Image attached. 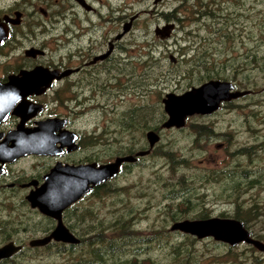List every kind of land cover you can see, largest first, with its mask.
Masks as SVG:
<instances>
[{"label": "rangeland", "instance_id": "rangeland-1", "mask_svg": "<svg viewBox=\"0 0 264 264\" xmlns=\"http://www.w3.org/2000/svg\"><path fill=\"white\" fill-rule=\"evenodd\" d=\"M89 1L101 13L102 39L107 33V28H116L118 34L130 19L136 18L132 21L131 30L121 42V45L127 49V66L132 70V88L129 91L125 90L128 94L125 97L120 94L114 97V94L109 98H97L92 100V104L88 103L80 108H77L78 100L68 102L70 129L80 135L79 143L85 157L94 156L100 162H112L117 157L114 153L123 151L124 155H128L129 149L134 151L142 149L144 145L142 139L147 129L156 127L158 123L161 124L162 111L159 110V102L164 93L198 86V83H194L198 77V70L188 66L186 58L184 56L182 58L178 53V41L182 46H190L192 37L176 30L179 25H176L174 20L166 22L163 17V14L175 10L182 0H162L157 4L154 3L155 0ZM187 1L188 4H198L196 0ZM16 7L26 14L29 12L40 14L39 11L42 10L48 14L61 15L64 12L81 10L77 8L74 0H0V15ZM221 9L222 18L224 14L227 15L228 32L230 36H235V40L230 47H226L222 37L219 42L210 39L207 46L211 49L214 46L217 50L220 48L223 50L222 57L225 56L224 62L227 61L225 75L235 80L238 77L243 79L244 85L253 91L252 96L243 102V106L237 105L242 102L234 103L231 108L240 107L238 111L224 110L208 118H192L187 121L185 132L176 133V136L171 131L163 132V142L159 145L158 153L160 155L165 150V152L172 151L176 156H182L186 160V166H183L182 171L176 172V168L169 170L171 167L167 166L165 159L153 156L146 159L145 164L137 169L134 168L130 172L125 169L119 175L121 176L119 180L111 183L112 190L125 188L124 191H113L100 199L90 196L75 205L68 213L73 221L66 227L83 241L87 242V239L93 237L95 223L98 222L96 220L99 219L104 224L105 220L110 222L129 219L130 215L137 213L133 208L145 196L144 204L150 203L153 207L144 213L148 221L140 226L145 228L161 217L170 220L175 212L174 208L168 210L165 216L161 212L176 192L194 193L183 197L189 198L191 202L189 206H194L195 212L206 208L213 216L219 214L232 216L242 209L243 221L240 216L241 221L252 234L260 236L264 241V180L258 186L246 188V180L242 177L241 171L239 173L234 169L237 164L240 170L243 168L264 170V151L260 153L258 159L255 157L259 151V143L264 142V70H260L257 66L260 65V56L264 55V0H229L221 3ZM30 17L31 15L28 14L26 21H29ZM108 20L110 22L106 23ZM167 23H174L175 31L169 39L160 40L154 35V31ZM188 23L185 21L184 26L187 27ZM207 23L212 29L221 27L223 30L221 20L219 24L212 20ZM200 26H204V23L201 22ZM194 28L195 26L191 27ZM45 29L49 31L51 28ZM54 35L59 34L56 32ZM113 35L114 32L111 31L110 37ZM200 35L203 36H199L197 40L202 37L210 38L208 30L201 31ZM148 57L151 58L150 61ZM170 57L175 59V63L171 62ZM253 60L256 63L253 64ZM232 64L237 66V73ZM189 71L190 75L187 74ZM133 117L137 118L136 122H133ZM192 124L206 125L213 129L214 133L222 136L213 135V138L207 139L204 135L202 141L196 142L198 138L196 131L199 128H192ZM205 132L209 134L208 130ZM91 136H95L102 145L91 148L88 143ZM85 145L90 148H86ZM244 146L254 147L252 150L256 151V154L253 155L251 150L250 158L232 157L231 152ZM29 163L28 161L21 166L27 168ZM231 170L234 173L229 172ZM157 171H161L164 176L162 180L164 185L159 186V192L148 188V184L156 181L154 175ZM175 181L176 185H173ZM177 195L175 197H179ZM22 199L21 196L20 203L21 201L23 203ZM181 202L182 200L180 202L174 200L173 203L180 205ZM173 203L171 206L174 205ZM155 205L160 207L159 212ZM35 226L37 230L43 228L39 224ZM35 226H24L25 232L32 231ZM166 241L175 244L176 238H169L159 244L148 242L146 248L148 254L143 257L147 258L145 264H264L262 255L256 256L260 261L251 255L242 254L243 257L240 253L238 257L222 256L220 253L224 251L223 247L212 244V241L200 244L186 241L184 245L181 244V249L182 247L187 249L183 252L180 250V254L176 252L177 257L171 262L170 254L168 253L166 257L167 254L163 249ZM87 246L91 247L89 243ZM57 248H52L50 252L52 264H78L77 253L80 248L72 252L66 249L67 255L64 257L62 255L66 252L58 253Z\"/></svg>", "mask_w": 264, "mask_h": 264}, {"label": "flooded vegetation", "instance_id": "flooded-vegetation-1", "mask_svg": "<svg viewBox=\"0 0 264 264\" xmlns=\"http://www.w3.org/2000/svg\"><path fill=\"white\" fill-rule=\"evenodd\" d=\"M82 1L89 7V10L75 2L77 8L81 9L80 11L64 12L61 15L58 13L48 14L42 10L39 11L40 14L34 12L26 14L23 10H19V7L12 8L8 12H2L0 15V24H5L7 28V38L0 46V96L7 94L14 101L9 111L0 112V250L6 248L8 254L6 257H0V264H52L51 249L60 244L66 248L69 245L50 242L45 246H31L32 241L48 236L57 223L52 218L43 216L36 209L30 208L26 196L42 186L45 182V176L56 166L109 163L98 160L93 162L92 159L85 157L84 150L79 143L81 137L76 132L77 149L72 152H68L61 138L63 134H68L71 130L74 132L73 129H70L69 100H78L77 108H80L88 103L92 104V100L101 97L109 98L114 94V97L117 94L125 97L128 94L125 90L129 91L132 88V70L127 66V49L121 45L127 34L117 40L116 37L119 34L116 33L117 29L107 28V33L102 39L100 35L103 28L100 22L101 13L95 9L94 4L89 0ZM221 1L226 3L229 0ZM158 2L160 1H154L155 4ZM17 11L21 12L19 24H13V20H8V22L3 20L5 16L13 18V14ZM28 14L31 17L29 21H26ZM109 22L108 20L106 23ZM222 22V41L224 46L230 47L235 36H230L228 32L227 15L224 14ZM46 27L51 29L48 31L45 29ZM111 31L114 32L113 37H110ZM39 32L43 33L40 34ZM56 32L59 35L55 36ZM44 33L46 36H42ZM31 73L30 81H16L17 78H22L23 75ZM226 81L233 85V92L247 91L248 93L237 100L221 104L216 111H238L240 107L237 109L231 107L234 106L235 102H242L237 105L243 106V102L252 96L253 91L244 85V81L240 77L236 80L229 78ZM188 89L180 91L174 89L172 92L164 93L159 102V110L162 111L161 124L158 123L156 127L146 131L154 132L159 138L158 142L149 148L145 133L142 139L144 144L142 149L138 151L129 149L128 151V155L136 157L134 162L123 164L119 175L125 169L130 172L134 168L143 166L146 159L153 156L159 157V145L163 142L164 131L174 132L175 136L176 133L185 132L186 126L181 129H176V127L165 129L163 127L167 120L164 112V100L166 95H181ZM23 102H26L30 109L20 112V105ZM4 113H6L5 116ZM214 114L193 116L187 121L192 118H208ZM45 122L52 124L51 136L53 135L54 143L56 142L53 150L55 154H52V148L48 151L51 152L50 155L30 153L15 158L12 149V152L2 153L3 148L12 146V142L8 140L11 133L17 132L19 128L30 132ZM191 126L197 129L200 125L192 124ZM207 129L209 134L206 138L210 139L212 130L210 127ZM199 140L202 141V136L199 137ZM203 142L207 141L203 140ZM142 150L149 151V153L137 157L136 154ZM28 161L30 163L27 168L21 166ZM160 172H155L156 181L148 184V188L158 192L159 186L164 185L162 181L164 176ZM119 175L109 183H116L121 177ZM173 185H176V181ZM99 189L100 187L92 189L76 204L63 212L62 222L65 227L73 221V218L68 216L69 211L90 197L93 190L98 191ZM176 194L179 197H175ZM176 194L161 212L165 216L168 210L174 208L175 212L172 218L170 220L161 219L162 217L157 218L156 222L159 221V224L154 222L145 228L140 226V224L148 221L144 213L153 207L150 203L144 204L143 200L146 196L141 199L142 201L139 200L140 203L136 207L131 206L137 213L130 215L129 219L110 222L105 220L104 224L99 219L96 220L98 222L95 223L93 237L87 239V242L77 237L79 240L77 247L80 248L77 253L79 256L78 264H145L147 258L143 257L148 254L146 251L148 242L159 244L172 237L176 238V243H180L176 245V248L187 243L186 241L196 244L212 241V244L223 247L224 251L220 253L222 256L238 257L237 255L240 253L241 255H251L259 261L260 259L256 256H264V251H259L254 245L244 241L232 246L216 241L211 236L198 238L179 230L172 231L171 226L173 224L184 221L233 220L242 224L250 239L264 244L260 236L252 234L242 222V209L236 211L235 215L232 216L224 214L213 216L206 208H201L195 212L194 206H189L191 203L189 198L183 197L194 193L176 192ZM21 196L24 200L23 203L21 201L23 205L20 203ZM174 200L176 202L182 200V202L180 205L174 204ZM172 203L174 207L171 206ZM155 207L159 212L160 207L156 205ZM24 208L27 210L25 211ZM22 209L23 211H21ZM21 219L23 220L21 221ZM38 224L43 228L37 230L35 225ZM33 225L35 228L26 233L24 226L33 227ZM68 230L70 231L69 228ZM89 242H92V252L87 250V243ZM65 255L67 252L62 257Z\"/></svg>", "mask_w": 264, "mask_h": 264}, {"label": "water", "instance_id": "water-1", "mask_svg": "<svg viewBox=\"0 0 264 264\" xmlns=\"http://www.w3.org/2000/svg\"><path fill=\"white\" fill-rule=\"evenodd\" d=\"M79 5L89 10V7L82 0H75ZM161 1V0H158ZM157 2V1H156ZM5 22L13 20V24H19L21 13L15 12L14 18L5 16ZM130 19L123 26L122 33L118 34L116 39L120 40L127 34L132 26ZM175 28L173 23L164 25L162 28L157 27L154 31L155 36L161 40L168 39ZM6 25L0 24V46L7 38ZM174 63V58L171 57ZM31 74H25L16 81H30ZM16 85V84H15ZM19 85V84H18ZM248 92H233V85L229 82L210 80L198 87H194L186 93L175 96L167 95L164 100L165 113L168 116L167 121L163 124L166 129L176 127L183 128L187 118L194 115L207 116L211 115L219 109L221 103L236 100L245 96ZM0 96V112L9 111L13 100L7 94ZM30 106L26 102L20 105V112L28 111ZM6 113H4L5 116ZM21 115V114H20ZM51 123L39 124V127L27 132L19 128L17 132L11 133L8 140L12 142V146L3 148L2 153H15V158L26 154H47L51 148L52 154L55 148L53 135L51 136ZM68 152L77 149L76 134L68 132L61 136ZM146 138L149 147L152 148L159 140L154 132H148ZM12 149V150H11ZM27 150L26 152H23ZM45 151V152H41ZM40 151V152H39ZM149 151H143L136 154L137 157L145 156ZM135 157L123 156L117 157L108 164L97 166L96 163L81 166H65L54 167V169L45 176V182L38 189L32 191L26 196V200L30 204V208L37 209L42 215L52 218L56 221L54 230L45 238L34 240L31 246H45L51 241L69 245H77L79 240L64 226L62 222V213L72 204L76 203L85 196L93 187H98L110 179L115 178L122 164L133 163ZM172 231H182L187 234L197 236L198 238L213 237L216 241L224 242L232 246L244 241L254 245L259 251H264V244L249 238L248 233L243 229L242 224L233 220L210 219L205 221H184L175 223L171 227ZM6 248L0 250V257H6Z\"/></svg>", "mask_w": 264, "mask_h": 264}, {"label": "trees", "instance_id": "trees-1", "mask_svg": "<svg viewBox=\"0 0 264 264\" xmlns=\"http://www.w3.org/2000/svg\"><path fill=\"white\" fill-rule=\"evenodd\" d=\"M198 2L197 5L194 3L188 4L187 0H182L181 3L177 6L175 10H172L170 12H167L163 14L164 20L166 22H172L173 20L176 22V25H179V28H176V30L182 31L183 35H188L192 37V42L190 46H182V43L178 41V53L181 55V57L186 58L185 61L188 63V66H191L192 69L198 70V77L194 81V83H204L205 81L209 80H227L229 79L225 75V68H226V62H224L225 56L222 57V54H224L223 50L220 48V50H217L216 47L209 48L207 44L210 42V39L218 42L220 41V38L222 37V29H212L207 21L212 20L216 24H219V21L222 22V9H221V3H216L214 0H196ZM188 21L187 27L184 26V22ZM203 22L204 26H200V23ZM192 26H195L194 29H191ZM207 26V27H206ZM209 27V29H208ZM208 30L210 32V38L208 37H202L197 40L200 35L201 31L206 32ZM215 38V39H214ZM188 39V38H185ZM184 39V40H185ZM221 43V42H220ZM150 57H148V61H150ZM256 63L253 60V64ZM233 69H235V72L237 73V66L235 64L231 65ZM260 70H264V55L260 56ZM187 74L190 75V71L187 72ZM135 112V111H134ZM137 114H140V112H136ZM133 122H136L135 117L132 118ZM207 129L206 125H200L199 130H197L198 138L196 139V142H199V137L202 136L204 138V135L207 136L208 132H205ZM211 138H213V135H218L219 137L222 136V134H217L213 132V129H211ZM93 148V146L102 145L99 144L98 139L95 136L90 137V141L88 142ZM86 148H90L89 146L85 145ZM254 147H241L237 148L234 152H231L233 154L232 157H241V156H247L252 157V151L253 155L256 154V151L252 150ZM258 154L255 155L256 159L260 157V153L264 151V142H260L258 145ZM252 150V151H251ZM117 156L124 155L125 153L118 152L114 153ZM230 154V156H231ZM110 157H113L112 154H109ZM163 160H166L167 166H170L171 168L169 170H174L176 168V172L182 171L183 166H186V160L182 156H176L175 153L172 151L163 150L159 155ZM92 158L88 157V159H92L93 162L97 161V159L94 158V156H91ZM87 159V160H88ZM252 161V160H251ZM236 171L242 174V177L244 180H246V188L247 187H254L258 186L262 180H264V170L261 168L258 169H248L243 168V170H240L238 168V165L236 164V167H234ZM234 173V171H229ZM238 186V185H235ZM125 188H120L117 190H112L111 184L107 183L104 186L100 187L98 191L93 190L91 192V197L93 198H104L114 192H122ZM88 244V243H87ZM91 247H88V251L92 252V242H89ZM184 245V244H183ZM163 249L165 253L167 254L166 257H168V253L170 254V260L171 262L175 261L176 252L180 254L179 250L185 251L186 247H177L175 244H169L168 241L164 242ZM54 248V247H53ZM78 247H64L62 244H60L57 248V252H65L66 249H68V252L75 251V249ZM177 249V250H176ZM50 250V249H49Z\"/></svg>", "mask_w": 264, "mask_h": 264}]
</instances>
